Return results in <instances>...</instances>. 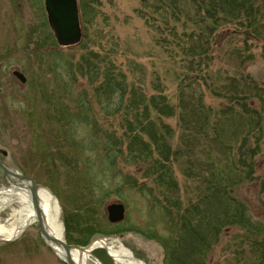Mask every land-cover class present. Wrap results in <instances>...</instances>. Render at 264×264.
<instances>
[{"label": "trees", "instance_id": "obj_1", "mask_svg": "<svg viewBox=\"0 0 264 264\" xmlns=\"http://www.w3.org/2000/svg\"><path fill=\"white\" fill-rule=\"evenodd\" d=\"M78 3L80 25L86 32L94 19L93 2ZM140 6L134 11L148 27L154 48L156 44L177 63L176 103H168L155 73L148 85L153 93L148 94L146 69L135 59L128 58L121 68L116 65L115 42L102 57L85 49L77 69L93 84V100L107 126L92 113L83 119L64 117L66 123L77 120L76 125L88 127L101 147L93 149L92 158L89 148L77 142L76 161L85 165L77 168L82 183L75 186L84 200L78 207L83 223L76 227L73 215L64 218L66 242L86 245L99 233L97 222L89 218L93 206H102L112 191L121 197L125 189L139 193L148 214L155 217L156 210L163 221V232L154 226L141 230L162 247V264H205L217 237L234 227L254 251L264 250L263 224L233 195L255 179V157L264 140V88L244 72L218 67L214 48L216 34L229 24L245 40L262 36L264 0H140ZM47 38L55 46L52 36ZM202 87L222 95L225 101L219 109L203 103ZM74 99L79 108L90 111L85 91ZM165 118H174L176 127L165 123ZM119 162L134 172L119 170ZM174 164L184 166L182 174L189 181L185 187L192 198L187 206L179 204L171 172ZM123 224L106 222L110 230L100 234H114ZM254 256L263 258L258 252Z\"/></svg>", "mask_w": 264, "mask_h": 264}, {"label": "rangeland", "instance_id": "obj_2", "mask_svg": "<svg viewBox=\"0 0 264 264\" xmlns=\"http://www.w3.org/2000/svg\"><path fill=\"white\" fill-rule=\"evenodd\" d=\"M92 2L90 11L94 13V19L86 32L81 24L80 45L59 47L54 41L55 46L52 47L47 38L52 33L47 25L43 0H0V161L31 177L51 192L58 204L63 240L68 245L75 244L65 240L64 218L73 215L76 227H81L83 223L79 220L81 212L78 207L84 200L75 186L82 183V172L79 173L78 169L85 165L76 161V155L79 154L76 153V149H79L77 142L89 148L88 155L92 158L95 152L93 149L99 150L101 147L97 141H93L94 136H90L88 127L76 125L77 120L71 124L66 123L64 117L72 114L83 119L86 113H92L103 127L107 126L105 115L93 100V84L86 82V78L77 69L80 56L86 50H91L102 57L115 42V64L121 68L128 58L135 59L146 69L145 88L148 94L153 93L148 85L155 73L164 87L163 93L168 103H176L177 63L170 60L156 44L154 48L148 27L134 11L141 7L140 0ZM233 26H224L214 38L215 63L227 72H244V75H249L257 85L264 88V30L261 31L262 36H250L245 40L241 35L234 34ZM230 51L235 55H229ZM13 71L22 73L26 82L20 83L12 76ZM202 89L203 103L219 109L220 103L225 101L222 95H213L204 87ZM83 91L91 104L90 111L87 107L79 108L78 103H75L74 98ZM163 121L176 127L174 118H165ZM74 125L76 128H73ZM260 149L255 157V179L241 185L233 195L245 203L252 218L261 222L264 228V140ZM124 165L119 162L117 168L125 169L130 174L134 172L133 167ZM183 168V165L174 164L171 169L181 207L187 206L188 199L192 198V193L185 187L189 181L182 174ZM2 187L9 185L4 182L0 170ZM114 193H109L102 206H93L89 218L97 222L95 229L99 233L92 235L86 245L100 240L109 244L118 242L145 264H162V247L141 231H149L154 226L155 231L163 232L165 227L159 213L155 210V217L150 216L140 194L134 190L124 189L119 193L121 197ZM116 201L125 206L124 224L114 234H100L110 230L106 226L105 206ZM9 217L10 212L3 211L0 222ZM241 236L242 232L237 227L223 231L208 253L205 264H264V250L254 251ZM256 252L263 256L261 260L254 258ZM91 256L99 264H113L104 248L93 250ZM0 264L65 263L43 242L35 223L13 241L0 240Z\"/></svg>", "mask_w": 264, "mask_h": 264}, {"label": "bare ground", "instance_id": "obj_3", "mask_svg": "<svg viewBox=\"0 0 264 264\" xmlns=\"http://www.w3.org/2000/svg\"><path fill=\"white\" fill-rule=\"evenodd\" d=\"M9 187L0 188V214L8 210L10 217L0 222V240L13 241L18 238L28 227L37 224L31 197L30 185L24 180L6 178ZM39 206L42 216V227L49 235L57 240H63L62 225L59 221L58 204L50 191L44 188L37 189ZM15 206V208H11ZM51 250L60 259L63 251L58 244L50 242ZM81 247V246H80ZM91 247L104 248L112 259L113 264H145L135 258L132 253L120 243H108L107 241H96ZM93 250L71 249L69 255L74 264H99L91 256Z\"/></svg>", "mask_w": 264, "mask_h": 264}, {"label": "water", "instance_id": "obj_4", "mask_svg": "<svg viewBox=\"0 0 264 264\" xmlns=\"http://www.w3.org/2000/svg\"><path fill=\"white\" fill-rule=\"evenodd\" d=\"M43 5L46 14L47 25L50 29V32L52 33L55 43L59 47H71L80 43L82 32L77 0H43ZM12 76L22 84L26 82L25 77L19 71H13ZM0 170L2 171V178L4 182H6V178L10 177L18 180H24L30 185L39 236L50 249V242L58 244L64 253V256L61 260L65 264H74L69 255V251L71 249H79L81 247L77 245H68L64 242V240L55 239L42 227V216L37 189L44 187L37 184L31 177L17 172L15 169L7 166L2 161H0ZM105 214L106 219L110 224L121 223L125 218V206L119 201L109 203L105 206ZM93 243L94 242H91L82 248L85 250H93L95 249V247H91Z\"/></svg>", "mask_w": 264, "mask_h": 264}]
</instances>
